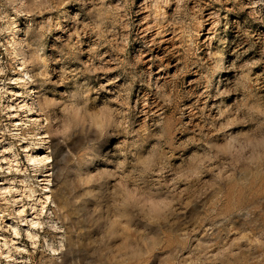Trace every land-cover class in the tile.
I'll list each match as a JSON object with an SVG mask.
<instances>
[{"label": "rangeland", "instance_id": "rangeland-1", "mask_svg": "<svg viewBox=\"0 0 264 264\" xmlns=\"http://www.w3.org/2000/svg\"><path fill=\"white\" fill-rule=\"evenodd\" d=\"M0 182V264H264V0H0Z\"/></svg>", "mask_w": 264, "mask_h": 264}, {"label": "bare ground", "instance_id": "bare-ground-1", "mask_svg": "<svg viewBox=\"0 0 264 264\" xmlns=\"http://www.w3.org/2000/svg\"><path fill=\"white\" fill-rule=\"evenodd\" d=\"M30 159L33 160V161H42V160H43L42 158H38V157L36 158L35 156H30ZM46 175H47V174H46ZM2 183H3V182H0V184H2ZM3 187H4V186H3ZM3 187H2V188H3ZM31 221H32V220H31ZM32 223H33V222H32ZM14 228H16V227H14ZM5 242H6V241H5Z\"/></svg>", "mask_w": 264, "mask_h": 264}]
</instances>
